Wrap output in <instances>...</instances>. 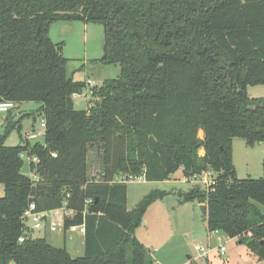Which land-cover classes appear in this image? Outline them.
Wrapping results in <instances>:
<instances>
[{
  "label": "trees",
  "instance_id": "obj_1",
  "mask_svg": "<svg viewBox=\"0 0 264 264\" xmlns=\"http://www.w3.org/2000/svg\"><path fill=\"white\" fill-rule=\"evenodd\" d=\"M65 20L101 24L102 54L92 62L119 67L91 88L95 101L86 109L73 106L86 79L73 78L61 43L49 36L50 23ZM260 83L264 0H0V101L36 102L44 120V144L6 145L16 124L8 118L0 136V264H152L134 230L167 192L150 191L129 213L126 182L111 180L162 181L178 169L186 181L211 174L212 182L191 187L182 200L206 205L208 231L236 239L264 262V158L258 178H239L232 159L234 138L264 141V97L247 94ZM93 147L102 162L91 176ZM21 153L37 156L28 163L36 183L21 172ZM67 193L74 214L64 217L63 230L84 226L76 257L31 237L22 220L30 202L55 209ZM213 251L207 264H231L210 261Z\"/></svg>",
  "mask_w": 264,
  "mask_h": 264
},
{
  "label": "rangeland",
  "instance_id": "obj_2",
  "mask_svg": "<svg viewBox=\"0 0 264 264\" xmlns=\"http://www.w3.org/2000/svg\"><path fill=\"white\" fill-rule=\"evenodd\" d=\"M49 36L52 41L61 43L63 55L68 58V72L75 80L90 79L94 86H99L105 79L116 77L119 67L113 64L92 62L102 54L103 26L99 23L76 20L54 21L50 23ZM88 87L73 95V106L76 109H86L89 100ZM249 97H264V83L248 85ZM95 101L94 98L90 103ZM39 104L36 102H21L8 112L0 114V136L5 134L6 119H11L16 124L7 132L4 143L18 145L27 139L30 144L39 142L44 144V128L41 127L42 116L37 112ZM33 117H36L33 120ZM42 133L35 138H27V132ZM201 136V132H199ZM203 154V150H199ZM21 172L30 174L27 156L24 153ZM102 151L100 148H90L88 151V172L93 176L100 170ZM264 158V141L247 145L241 138L232 140V159L239 178H258L262 174L261 160ZM201 176L186 181L181 169H178L162 181H147L144 178L126 181L127 208H134L143 197L152 190H164L166 195L151 203L146 209L141 223L135 228V237L142 242L151 252V261L155 264H207L205 256L195 247L200 244L203 249L215 248L222 242L226 245V252L220 255L217 252L209 254V260L219 262L228 259L231 264H264L248 251L244 244L236 239L227 237L221 231H214L209 235L206 228L204 215L201 213L196 201H184L180 194L188 191L193 186L204 188V177ZM208 177L206 176V179ZM210 178V177H209ZM4 194L3 185L0 183V196ZM264 214V206L258 205ZM50 221V217H48ZM59 223V221H58ZM25 225L31 228V222ZM43 223L40 228H28L31 237H56V241L64 245L71 256L83 255V233L78 229L66 230L58 226L51 231ZM64 232V238H63ZM60 246V247H61ZM188 256L191 258L188 259ZM130 250H128V260ZM157 260V262H155Z\"/></svg>",
  "mask_w": 264,
  "mask_h": 264
},
{
  "label": "built area",
  "instance_id": "obj_3",
  "mask_svg": "<svg viewBox=\"0 0 264 264\" xmlns=\"http://www.w3.org/2000/svg\"><path fill=\"white\" fill-rule=\"evenodd\" d=\"M86 84L88 86V94L91 95V88L95 85L94 82L90 79H86ZM15 102L11 101V100H2L0 101V114L2 113H7L9 110H11L14 106H15ZM41 127L44 128V120L41 119ZM42 133V130H38L36 132H27V138H35L36 136H38L39 134ZM25 156L24 153L20 154V157L23 159V157ZM52 156H56L55 153H52ZM27 160L28 163L29 162H37L38 158L35 155H28L27 156ZM207 175V179L206 176L204 177V183L206 184V186L212 182V177L211 174L209 172L206 173ZM30 177V179L32 180L33 183H36L39 180V177L37 176L35 169L34 170H30V174L28 175ZM201 176V175H200ZM210 177V178H209ZM139 178H143L141 176H126L124 174H119L117 176H115L111 182L113 183H117V182H126L128 180H134V179H139ZM197 178V177H196ZM195 179V178H194ZM69 194L67 193L62 201V205L58 208L55 209H50V210H46V211H40L37 210L36 205L34 202H30L28 204V206L26 207V209L23 211L22 213V220L25 223L26 221H30L31 222V228H29L27 226V228L29 229H33V228H40L42 226V224L48 220V217H50V221H49V229L51 231H55L57 230L58 226H61L62 228V224H63V219L66 216H72L74 214L73 209H67V203H68V198H69ZM92 200L91 199H87L85 200V205L89 204ZM59 221V223H58ZM63 229V228H62ZM78 229L80 232H84V226L83 224L81 225H73L70 226L67 230H76ZM64 231V230H63ZM22 237L19 238V241H22ZM199 252H201L204 256L210 251V249L206 248L203 249V247L200 244H196L195 247ZM214 249H216L218 251V253L220 255H224L226 252V245L224 242H222L221 244H219L217 247H215ZM154 264V263H152Z\"/></svg>",
  "mask_w": 264,
  "mask_h": 264
},
{
  "label": "crops",
  "instance_id": "obj_4",
  "mask_svg": "<svg viewBox=\"0 0 264 264\" xmlns=\"http://www.w3.org/2000/svg\"><path fill=\"white\" fill-rule=\"evenodd\" d=\"M36 119V117H33V120H35ZM200 205V204H199ZM205 215V214H204ZM45 224H46V226L45 227H48L49 226V220H46L45 222H44ZM206 223V222H205ZM61 227V226H60ZM214 231H212V232H210L209 231V235H211L212 233H213ZM63 238H64V232H63ZM45 238H46V240L48 241V242H50L52 245H54V246H61V244L60 243H58L57 241H56V237L55 236H50L49 238H47L46 237V235H45ZM64 245H65V247L67 248V245H66V241H64ZM63 246V245H62ZM208 249H214V248H211V247H209ZM152 255V254H151ZM191 257L189 256V258L188 259H190ZM155 262H157V260H155ZM153 263H154V261H153ZM155 264V263H154Z\"/></svg>",
  "mask_w": 264,
  "mask_h": 264
},
{
  "label": "water",
  "instance_id": "obj_5",
  "mask_svg": "<svg viewBox=\"0 0 264 264\" xmlns=\"http://www.w3.org/2000/svg\"><path fill=\"white\" fill-rule=\"evenodd\" d=\"M199 208H200V211H201V213L204 215V214H206V205H204V204H200L199 205ZM128 212L130 213V210H128ZM188 258H189V256H188Z\"/></svg>",
  "mask_w": 264,
  "mask_h": 264
}]
</instances>
